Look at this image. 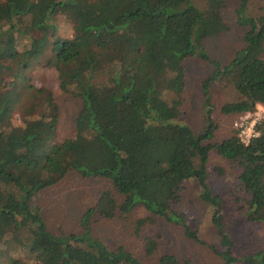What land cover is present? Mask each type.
Returning <instances> with one entry per match:
<instances>
[{"label":"trees","instance_id":"16d2710c","mask_svg":"<svg viewBox=\"0 0 264 264\" xmlns=\"http://www.w3.org/2000/svg\"><path fill=\"white\" fill-rule=\"evenodd\" d=\"M202 1V8L194 0L0 1V264H144L93 231L97 222L124 220L137 207L204 244L174 209L189 179L210 207L223 246L220 264H264V246L233 254L220 197L208 182L209 161L217 156L237 173L236 201L246 218L264 223V116L249 142L237 128L219 139L210 91L216 81L233 88L234 99L220 106L225 114L240 117L264 106V0L253 13L250 0L238 1L245 44L226 64L210 57L204 41L229 29L227 0ZM60 15L75 25L68 38L57 33ZM192 55L213 66L201 82L204 123L197 133L181 119L184 60ZM42 66L80 100L75 131L59 143L53 142L59 105L31 75ZM224 168L213 171L224 176ZM70 173L104 186L87 196L79 230L56 233L34 199ZM140 237L157 264H194L159 254V235Z\"/></svg>","mask_w":264,"mask_h":264},{"label":"rangeland","instance_id":"374dc122","mask_svg":"<svg viewBox=\"0 0 264 264\" xmlns=\"http://www.w3.org/2000/svg\"><path fill=\"white\" fill-rule=\"evenodd\" d=\"M2 1V0H0ZM239 0H227V6L223 10V18L229 25V29L217 36L207 38L204 48L212 57L221 64L228 63L235 53L245 44L243 39L244 28L237 21L236 8ZM197 7L202 8V0H194ZM260 0L249 1V12H254ZM57 33L63 37H70L75 28L74 23L64 15H60L55 21ZM212 65L200 59L197 55L186 57L185 89L183 92L184 106L181 119L185 121L196 133L203 127L202 115V87L201 82L211 72ZM30 72V71H29ZM35 85H45L53 93L59 105L60 120L53 132V142L59 143L64 138L71 137L75 131L74 118L80 108V100L67 95L58 86V80L53 68L42 66L31 73ZM5 77V74L3 75ZM212 103L215 109L213 117L219 124L217 137L223 139L232 133L239 116L225 114L220 106L234 99V91L231 85L225 82H213L211 86ZM264 116V106L257 105ZM14 118H18L14 115ZM215 166H224L225 175L219 176L214 171ZM208 182L214 194L221 200V210L226 224V230L233 241V254L241 257L251 254L264 246V223L249 221L245 215V209H241L236 201L239 194L237 188L236 172L217 156L209 161ZM104 184L98 180L80 179L74 173H70L66 180L41 191L34 199V205L42 212L48 228L56 233L76 232L79 230V215L86 206V198ZM176 211L184 215L189 227L197 231L204 244L189 240L184 235L181 226L166 223L162 219L137 207L126 219L112 221H100L94 224L95 235L103 239L110 247L119 244L131 250L144 264H157L156 257L147 256L143 248V240L140 235L155 234L160 236L159 254L173 252L179 258H190L194 264H220L219 252L223 249L219 236L211 222L210 207L199 198L198 185L194 179L183 182L181 199L175 205ZM142 220L139 233H135L138 220Z\"/></svg>","mask_w":264,"mask_h":264},{"label":"built area","instance_id":"2783aa9c","mask_svg":"<svg viewBox=\"0 0 264 264\" xmlns=\"http://www.w3.org/2000/svg\"><path fill=\"white\" fill-rule=\"evenodd\" d=\"M262 118L259 110L252 113H245L235 122V127L238 129V135L244 143L249 142L250 138L257 135L256 123Z\"/></svg>","mask_w":264,"mask_h":264}]
</instances>
